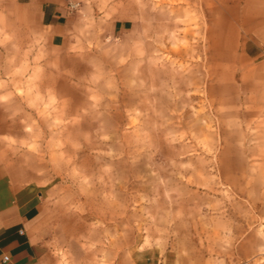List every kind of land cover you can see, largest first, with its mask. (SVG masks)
Returning a JSON list of instances; mask_svg holds the SVG:
<instances>
[{
  "label": "rangeland",
  "instance_id": "374dc122",
  "mask_svg": "<svg viewBox=\"0 0 264 264\" xmlns=\"http://www.w3.org/2000/svg\"><path fill=\"white\" fill-rule=\"evenodd\" d=\"M71 1L0 83L57 264H264V0Z\"/></svg>",
  "mask_w": 264,
  "mask_h": 264
},
{
  "label": "crops",
  "instance_id": "0c3cea01",
  "mask_svg": "<svg viewBox=\"0 0 264 264\" xmlns=\"http://www.w3.org/2000/svg\"><path fill=\"white\" fill-rule=\"evenodd\" d=\"M246 9L251 0H235ZM68 0H0V83L9 69L12 50L18 54L31 48V54L41 49L65 47L73 26V14ZM243 9L244 25L254 21ZM255 18V17H254ZM120 20L114 29L121 28ZM247 33H257L249 28ZM21 56L18 61L20 63ZM264 64V59L259 65ZM5 92L0 88V96ZM4 107L0 100V264H57L53 242L65 239L50 205L52 186L31 178L28 170L9 155L3 136L9 135L4 122ZM7 260H3L4 256Z\"/></svg>",
  "mask_w": 264,
  "mask_h": 264
},
{
  "label": "built area",
  "instance_id": "2783aa9c",
  "mask_svg": "<svg viewBox=\"0 0 264 264\" xmlns=\"http://www.w3.org/2000/svg\"><path fill=\"white\" fill-rule=\"evenodd\" d=\"M67 5H68V7H69L70 10L76 6V4H75L73 1H71V0H68ZM7 259H8V256L5 255V256L3 257V260L5 261V260H7Z\"/></svg>",
  "mask_w": 264,
  "mask_h": 264
}]
</instances>
